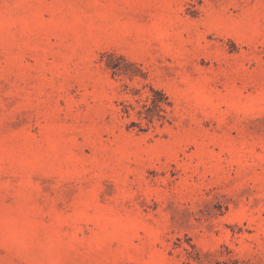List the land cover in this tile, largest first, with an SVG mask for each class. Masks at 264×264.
Wrapping results in <instances>:
<instances>
[{
    "label": "rangeland",
    "instance_id": "1",
    "mask_svg": "<svg viewBox=\"0 0 264 264\" xmlns=\"http://www.w3.org/2000/svg\"><path fill=\"white\" fill-rule=\"evenodd\" d=\"M0 264H264V0H0Z\"/></svg>",
    "mask_w": 264,
    "mask_h": 264
},
{
    "label": "trees",
    "instance_id": "2",
    "mask_svg": "<svg viewBox=\"0 0 264 264\" xmlns=\"http://www.w3.org/2000/svg\"><path fill=\"white\" fill-rule=\"evenodd\" d=\"M157 108H158L159 110H164V108H163L161 105H159V104H157ZM145 117H146L149 121H153V118H152L150 115H145Z\"/></svg>",
    "mask_w": 264,
    "mask_h": 264
}]
</instances>
